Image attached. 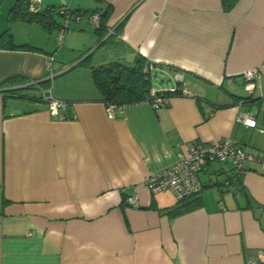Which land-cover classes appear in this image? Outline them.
Here are the masks:
<instances>
[{
    "label": "crops",
    "instance_id": "1",
    "mask_svg": "<svg viewBox=\"0 0 264 264\" xmlns=\"http://www.w3.org/2000/svg\"><path fill=\"white\" fill-rule=\"evenodd\" d=\"M67 1L70 9H108L106 31L83 16L61 44L56 28L53 39L24 42L10 31L15 44L37 50L0 45V80L46 79L52 56L53 77L42 88L68 103L55 117L39 88L15 98L3 92L17 85L0 86V264H264L260 164L237 173L230 161L207 163L200 204L178 215L167 210L173 192L142 184L199 142L229 137L264 150L250 140L264 133V0H237L228 10L222 0ZM136 55L154 63L151 84L155 75L175 82L180 74L191 95L117 106L109 118L90 67L132 65ZM252 67L255 88L245 95L242 73ZM245 113L256 126L237 120ZM131 195L138 204L128 203Z\"/></svg>",
    "mask_w": 264,
    "mask_h": 264
},
{
    "label": "built area",
    "instance_id": "2",
    "mask_svg": "<svg viewBox=\"0 0 264 264\" xmlns=\"http://www.w3.org/2000/svg\"><path fill=\"white\" fill-rule=\"evenodd\" d=\"M41 0H29L27 3L30 11L35 12L38 8ZM67 8H60V13L64 14V25H67L69 19H74L78 21L82 15L81 13L73 15V17L67 15ZM92 23V26L98 27L99 25V14L89 13L86 16ZM66 27H60L57 34V43L61 44ZM53 57L50 56L47 60V67L50 70L49 75L46 79H51L53 76L51 71V63ZM153 64L151 61H147L145 69L143 72L152 74ZM257 69L252 67L243 71L242 76L244 80V89L246 92H250L255 88V76L257 74ZM174 84L167 90H157L151 88L146 96V101H149L154 107L162 103H166L167 100L175 95L178 96H188L191 95L190 91L183 78L180 74L174 77ZM31 84L34 81H30ZM40 100H45L49 107V112L55 117H61V110L65 109L68 105L66 101L58 100L51 95L50 88L40 89ZM117 106L113 104L107 105V115L109 118L114 117V109ZM238 121L243 124L254 127L256 126L255 119L250 116L249 113L238 116ZM260 131L264 129L260 128ZM179 155V154H178ZM230 161L233 165L235 172L240 173L245 170L246 162H256L264 167V152L248 146H237L234 141L229 137L221 139H211L205 142H199L194 144L185 153H180L177 161L171 166L165 167L161 171L156 173H151L147 175L143 180L142 184L144 188L149 190V192H157L168 190L173 192L177 200H181L192 195L199 193L202 189V182L199 177L200 171L204 166L211 161ZM128 203L130 205L138 204L137 196L131 195L128 198Z\"/></svg>",
    "mask_w": 264,
    "mask_h": 264
},
{
    "label": "trees",
    "instance_id": "3",
    "mask_svg": "<svg viewBox=\"0 0 264 264\" xmlns=\"http://www.w3.org/2000/svg\"><path fill=\"white\" fill-rule=\"evenodd\" d=\"M237 0H222L224 8L230 9V7L234 6ZM28 0H15L13 6L9 9L8 12V22L17 21V20H27L34 21L42 25L43 28L47 29L49 32L53 29L60 27H66V30L69 29L68 25L70 21L74 19H69L67 25H64L65 21L62 24L58 23L55 19V15L59 14L62 17H65L64 14L60 13V8H67V15L73 17V15L81 13L84 16H87L89 13H98L99 14V25L95 27L97 31L100 33H104L106 31L107 25L106 20L108 17V9L105 11H88V10H80V9H70L68 5L59 6L58 10L52 9V7L38 10L36 12H30L28 10ZM40 5V3H39ZM39 7V6H38ZM55 14V15H54ZM76 21V20H75ZM9 29L4 30L0 34V45L5 42H8L12 48L17 49H30L37 50L38 48L30 45L28 43L23 44H15L12 41L11 33L8 31ZM89 59V55L82 59L81 63H87L86 61ZM132 65H126L119 61H111L105 64L100 65H92L91 69V77L94 82V86H96L97 90L100 93L101 100L107 105L113 104L115 106H121L126 104H134L141 101H144L151 87V74L143 72L147 63L146 58L141 55H136L133 59ZM154 65V64H153ZM50 79L38 80L31 84L30 81H27L26 77L22 75H11L4 77V79L0 80V86H4L7 84L17 85L18 88H9L8 90H4L5 96L15 97V98H25L29 97L28 94H19L17 92L18 89H42V85L46 82V85ZM47 89V88H45ZM245 101H249L250 97H243ZM261 152H264L262 150ZM203 187V186H202ZM197 194H192L184 199L177 200L174 205L169 207L168 213L171 215H178L189 211L195 207H197L199 203V197Z\"/></svg>",
    "mask_w": 264,
    "mask_h": 264
},
{
    "label": "rangeland",
    "instance_id": "4",
    "mask_svg": "<svg viewBox=\"0 0 264 264\" xmlns=\"http://www.w3.org/2000/svg\"><path fill=\"white\" fill-rule=\"evenodd\" d=\"M50 2V0H42V2ZM57 1V0H54ZM76 1L78 0H68L67 2H69L70 4H72V6H74L76 4ZM15 0H0V32L9 29L8 31L10 32H14L16 38H15V42H24L25 40H28L31 38L34 39H42L43 36H49L52 39L55 36V33H53V31H48L47 29L43 28L42 25L40 24H31V23H26V22H16L15 20L12 22H8V11L9 9L12 7V4H14ZM41 2L39 6V8L41 7V5H43ZM55 15V14H54ZM56 19H59V17L57 15H55ZM62 20V18H60ZM84 23H86V21H84ZM12 25V28H10ZM33 25V26H32ZM10 32V33H11ZM163 78V79H162ZM159 80V81H158ZM174 81L172 79H170L168 76L162 75V77L159 76H154L153 77V82L152 84L157 87H163L165 88L166 86L172 85ZM17 92L19 94H31L33 92V90L31 89H23L20 88L17 90ZM242 94H247V92H245V90L241 91ZM260 119H264V110L260 111ZM264 127V126H261ZM252 138L250 139L252 142L255 141V144H257L258 142H262L264 143V133H259V132H253L252 133ZM257 142V143H256Z\"/></svg>",
    "mask_w": 264,
    "mask_h": 264
},
{
    "label": "water",
    "instance_id": "5",
    "mask_svg": "<svg viewBox=\"0 0 264 264\" xmlns=\"http://www.w3.org/2000/svg\"><path fill=\"white\" fill-rule=\"evenodd\" d=\"M60 1H61L60 3H62L64 5V1L65 0H60ZM10 88H18V86H13V87H10Z\"/></svg>",
    "mask_w": 264,
    "mask_h": 264
}]
</instances>
